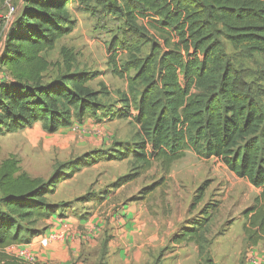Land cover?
<instances>
[{
    "label": "trees",
    "instance_id": "1",
    "mask_svg": "<svg viewBox=\"0 0 264 264\" xmlns=\"http://www.w3.org/2000/svg\"><path fill=\"white\" fill-rule=\"evenodd\" d=\"M71 3L23 0L0 54V73L4 66L13 74L10 80L0 79V135L36 123L53 133L70 126L74 118L82 122L103 111L104 106L97 102L103 89L93 91L89 85L95 75L66 73L52 82L43 79L47 67L44 54L75 28L67 9ZM109 3L124 19L120 37L110 45L113 55L109 65L116 77L127 81L140 138L121 158L132 157L146 168L157 163L164 174L188 152L201 159L220 160L236 177L260 190L243 212L247 244L256 247L264 241V107L226 46L260 55L264 61V0ZM4 31L0 20V42ZM147 47L148 53L142 56ZM61 53L66 63L74 62L65 49ZM119 54L126 56L122 65ZM130 103L122 100L125 108ZM105 112L110 119L128 114ZM74 165L78 170L80 163ZM56 180L57 174L46 182L0 174V264H30L6 257L3 251L27 245L40 235L35 226L54 213L55 205L47 201V195ZM204 192V186L198 189L197 200ZM208 214L204 212V219L182 230L172 242H193L201 247ZM38 262L33 264H41Z\"/></svg>",
    "mask_w": 264,
    "mask_h": 264
},
{
    "label": "rangeland",
    "instance_id": "2",
    "mask_svg": "<svg viewBox=\"0 0 264 264\" xmlns=\"http://www.w3.org/2000/svg\"><path fill=\"white\" fill-rule=\"evenodd\" d=\"M109 2L72 0L67 9L76 24L73 32L44 54V82L66 73L95 75L89 85L93 91L103 89L97 97L103 111L82 122L74 118L70 126L53 133L36 123L0 135V174L11 178L25 175L41 182L57 174L56 186L47 195V201L55 205L54 213L38 222L35 227L40 235L36 237L64 241L67 246L76 241L80 248L86 243L94 264H210V260L212 264H264V241L250 247L243 232V212L260 190L236 177L220 160H205L188 152L164 174L157 163L146 168L132 157L121 158L140 138L127 81L116 77L109 65L110 45L124 29V19ZM9 6L16 9L13 21L23 0H0L1 16ZM12 21L8 25L4 21L6 30ZM62 49L72 55L73 63L64 61ZM148 51L145 48L142 56ZM226 52L264 107L263 57L233 51L229 45ZM118 61L119 65L125 63V54H119ZM2 71V78H13L4 66ZM124 98L129 100L130 110L122 104ZM117 110L128 111L126 118L110 119L105 112L117 116ZM77 161L80 166L75 170ZM202 186L204 196L197 200ZM204 212L209 218L202 246L187 241L174 244L173 237L204 219ZM54 226L59 231H53ZM49 229L52 231L44 236ZM13 252L9 248L3 251L11 258ZM78 262L73 259L72 264Z\"/></svg>",
    "mask_w": 264,
    "mask_h": 264
},
{
    "label": "crops",
    "instance_id": "3",
    "mask_svg": "<svg viewBox=\"0 0 264 264\" xmlns=\"http://www.w3.org/2000/svg\"><path fill=\"white\" fill-rule=\"evenodd\" d=\"M51 228L53 229V231L55 230V232L56 230L59 231L58 229L55 228V226ZM52 229L45 231L44 236L47 235V232H51ZM39 238L40 237L33 238L31 240V243L27 245H19L22 247L30 248L33 251V253L36 255V257L39 259L38 260L39 263L41 262L42 264H72L73 259H76V261L79 260V262L76 264H94L95 257L93 256L90 258L89 253H87L90 251H87V244L85 242L84 243L86 246L80 248L79 247L80 245H78L76 241L74 242L69 241V245L67 246L64 244V241H56V240L50 241L49 239V243L47 245L48 249H45L47 246L46 247L39 246V242H38ZM118 257L120 259L122 258L124 259V256L122 254H119Z\"/></svg>",
    "mask_w": 264,
    "mask_h": 264
},
{
    "label": "built area",
    "instance_id": "4",
    "mask_svg": "<svg viewBox=\"0 0 264 264\" xmlns=\"http://www.w3.org/2000/svg\"><path fill=\"white\" fill-rule=\"evenodd\" d=\"M15 12H16V9L12 6H9L6 15L4 16L0 15V20L6 21V25H8L12 21L15 15ZM6 33H7V30L5 27V31H4L2 40L0 42V54H1V50L5 42ZM0 79H2L1 74H0ZM38 242H39L40 247H46L49 243V239L39 238ZM8 248L14 250L13 256L18 260H21L23 262L30 263V264H33L38 261L36 255L33 253V251L30 248L22 247L19 245H13Z\"/></svg>",
    "mask_w": 264,
    "mask_h": 264
}]
</instances>
